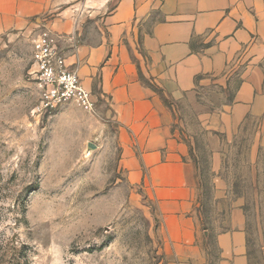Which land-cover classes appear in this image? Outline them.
<instances>
[{"label": "rangeland", "instance_id": "374dc122", "mask_svg": "<svg viewBox=\"0 0 264 264\" xmlns=\"http://www.w3.org/2000/svg\"><path fill=\"white\" fill-rule=\"evenodd\" d=\"M69 7L0 37V232L29 248L30 264H168L164 220L147 171L141 166V179L128 183L118 166L99 72L92 77L78 68L82 83L92 79V112L72 103L36 111L32 42L45 30L69 31L76 14ZM91 17L85 10L84 40L97 28ZM219 41L211 32L192 41L199 58L220 57L221 68L196 75L190 90L175 97L148 76L146 53L133 60L139 79L171 110L170 135L185 150L181 160L195 169L196 215L210 232L205 250L215 253L212 223L238 200L247 217L248 264H264V50L235 51L231 44L222 54L204 50ZM243 79L253 89L235 116Z\"/></svg>", "mask_w": 264, "mask_h": 264}, {"label": "crops", "instance_id": "0c3cea01", "mask_svg": "<svg viewBox=\"0 0 264 264\" xmlns=\"http://www.w3.org/2000/svg\"><path fill=\"white\" fill-rule=\"evenodd\" d=\"M64 5L76 11L69 31L59 33L76 32L77 49L68 61L92 77L100 74V90L115 123L118 166L128 183L141 179V166L147 171L164 220L168 264H248L247 217L238 200L224 220L212 223L215 253L205 250L210 232L200 228L196 215L195 169L181 160L185 150L170 135L171 110L139 79L133 56L146 53L148 76L175 97V91L190 90L196 75L221 68L220 57L196 55L195 38L210 32L218 38L216 46L204 48L212 54H222L228 44L235 51L245 45L250 51L264 50V0H0V37ZM85 10H91L97 27L90 40L83 39ZM81 84L92 94V79ZM252 85L241 80L235 116L243 112ZM105 129L98 125L99 131Z\"/></svg>", "mask_w": 264, "mask_h": 264}, {"label": "built area", "instance_id": "2783aa9c", "mask_svg": "<svg viewBox=\"0 0 264 264\" xmlns=\"http://www.w3.org/2000/svg\"><path fill=\"white\" fill-rule=\"evenodd\" d=\"M77 49L76 32L57 34L45 30L32 42L31 60L38 92L37 112H48L72 103L82 111H93L92 94L81 84L77 66L68 61Z\"/></svg>", "mask_w": 264, "mask_h": 264}, {"label": "trees", "instance_id": "16d2710c", "mask_svg": "<svg viewBox=\"0 0 264 264\" xmlns=\"http://www.w3.org/2000/svg\"><path fill=\"white\" fill-rule=\"evenodd\" d=\"M0 264H30L29 248L8 240L5 234L0 232Z\"/></svg>", "mask_w": 264, "mask_h": 264}]
</instances>
